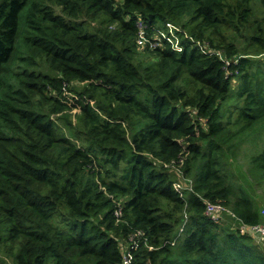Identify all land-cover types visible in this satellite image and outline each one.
<instances>
[{"label":"trees","instance_id":"trees-1","mask_svg":"<svg viewBox=\"0 0 264 264\" xmlns=\"http://www.w3.org/2000/svg\"><path fill=\"white\" fill-rule=\"evenodd\" d=\"M257 185L264 0H0V264H264Z\"/></svg>","mask_w":264,"mask_h":264},{"label":"built area","instance_id":"built-area-1","mask_svg":"<svg viewBox=\"0 0 264 264\" xmlns=\"http://www.w3.org/2000/svg\"><path fill=\"white\" fill-rule=\"evenodd\" d=\"M140 25V24H139ZM166 29H161L159 31H156V36L166 39L172 44V47L176 49L177 51H180L182 49V45L179 43V40L177 39L174 30L175 26L172 23H165ZM167 32V34H165ZM170 33V34H169ZM170 35V36H169ZM151 38H153L151 36ZM192 40V39H191ZM193 41V40H192ZM137 42L139 44H145L146 42H150V45L157 44L156 41H152L147 38L144 30L141 28L139 31V37L137 39ZM206 51L203 50V53ZM191 184L188 183L187 188L191 189ZM173 186L176 190H181L182 187L179 183L174 182ZM262 212H264V209H262ZM204 214L212 219V220H224L223 217L229 216L231 220L235 221L234 225L241 233H246L253 237L254 239H257V242L260 244H264V220L260 223L255 224H245L242 222L228 207L224 206L220 202H205V208H204ZM132 260V254L130 252H126L123 255L122 258V264H130Z\"/></svg>","mask_w":264,"mask_h":264},{"label":"rangeland","instance_id":"rangeland-1","mask_svg":"<svg viewBox=\"0 0 264 264\" xmlns=\"http://www.w3.org/2000/svg\"><path fill=\"white\" fill-rule=\"evenodd\" d=\"M165 34H167V32ZM179 43H181V42L179 41ZM236 167H241V168H236ZM245 167L246 166L244 165V163H242V161L240 159V160L235 162L234 166L231 165L229 167V169L233 172L234 179H236L237 183H239V181H241V182H243L244 185H246V187H247V184L253 186V184L250 182V180L248 178L244 177V171L242 169H244ZM186 182L192 183V181L190 179ZM257 188H258V190L254 191V189L251 188V190H249V191L254 198L255 204H257L259 206L260 212L262 214H264V212H262V208L264 207V204H263V197L261 195L262 192L264 191V188L263 187L261 188V186H258V185H257ZM223 219L227 222H230L232 225H234V223H235V221L231 220L229 216H225V217H223ZM233 227H235V226H233ZM260 246H264V244H260Z\"/></svg>","mask_w":264,"mask_h":264},{"label":"crops","instance_id":"crops-1","mask_svg":"<svg viewBox=\"0 0 264 264\" xmlns=\"http://www.w3.org/2000/svg\"><path fill=\"white\" fill-rule=\"evenodd\" d=\"M262 209H264V207L262 208ZM254 241L255 242H257V239H254ZM258 243V242H257ZM260 244V243H259ZM262 247V249L264 250V246H261Z\"/></svg>","mask_w":264,"mask_h":264}]
</instances>
